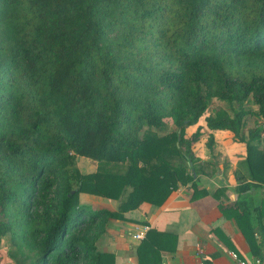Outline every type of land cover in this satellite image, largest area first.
<instances>
[{"label": "trees", "instance_id": "1", "mask_svg": "<svg viewBox=\"0 0 264 264\" xmlns=\"http://www.w3.org/2000/svg\"><path fill=\"white\" fill-rule=\"evenodd\" d=\"M214 99L232 111L214 108L207 127L246 142L240 192L263 186L264 0H0V249L10 234L32 264H116L98 248L111 219L180 185L209 193L194 176L203 127L186 134ZM248 115L262 123L246 136ZM79 157L97 170L82 173ZM83 192L119 207L81 203ZM242 202L220 208L245 230ZM250 236L264 261V228ZM176 244L149 230L139 264Z\"/></svg>", "mask_w": 264, "mask_h": 264}, {"label": "crops", "instance_id": "2", "mask_svg": "<svg viewBox=\"0 0 264 264\" xmlns=\"http://www.w3.org/2000/svg\"><path fill=\"white\" fill-rule=\"evenodd\" d=\"M204 127L214 135L215 143L211 148L195 144L193 150L199 158L197 185L209 193L192 197V183L180 185L162 206L144 202L137 209L126 212L125 220L111 219L98 248L114 253L116 264H139L138 247L151 229L177 236L176 249L163 251L161 264H196L199 260H207L210 264H239L240 261L254 264L259 259L252 252L247 235L251 237L253 227L264 228V185L240 192V184L246 182L239 179L246 175V146L233 141L234 133L228 129ZM102 200L112 210L119 207L116 200ZM237 201H244L254 226L246 221L244 230L235 218L224 215L220 204L229 206ZM138 232H144L142 239L135 238ZM254 238L261 243L259 232ZM173 243L167 245L171 247ZM261 251L263 254L264 248Z\"/></svg>", "mask_w": 264, "mask_h": 264}, {"label": "rangeland", "instance_id": "3", "mask_svg": "<svg viewBox=\"0 0 264 264\" xmlns=\"http://www.w3.org/2000/svg\"><path fill=\"white\" fill-rule=\"evenodd\" d=\"M234 106L237 108L238 104H235ZM246 106H247V108H252V109L257 108L251 102L248 103ZM217 107H223L229 111H232V110H230V105L227 102H224V101L219 100V99H214L211 102V105H210L209 109L207 110L206 114L202 117V120L200 121V123L196 124L194 126H191L187 129L186 137H190L197 130L199 125L203 127V130H202L203 133H202V136L200 138V142L198 144L196 143V145H202L203 147H205V146L208 147V140H209V136L211 133L209 132V130L206 127H204L206 125L205 118H206V116L212 114L214 111V108H217ZM230 113H233V112H230ZM261 121H262V119L259 117H256L254 115H248V117L245 119L243 133L247 136L248 131L251 128H253L254 126H256L257 124L262 123ZM175 129H176V127L173 124H170L168 130L165 131L164 133L172 132ZM161 134H163V133H161ZM233 141H236V142L241 143V144L246 146L245 141L236 140L235 137L233 138ZM214 143H215V139H214ZM194 147H195V145L193 146V148ZM193 152H194V150H193ZM173 163L176 165H186L185 161L181 157L174 158ZM77 166L81 170L82 173H92V172H95L97 170L98 163L96 161L90 160L88 158L79 157L77 160ZM101 198H105V197L99 196L96 194L84 193V192L81 193L79 196V200L81 203L88 204V205L95 207V208L106 207L105 203H103V200L101 201ZM116 201L119 202V200H116ZM119 204H120V202H119ZM29 253L31 255H33V252H31L27 248L25 249V253H22L20 248H18V246L14 244L12 236L10 234H8L4 239L2 248L0 249V264H32L31 259H28L26 257V255Z\"/></svg>", "mask_w": 264, "mask_h": 264}, {"label": "built area", "instance_id": "4", "mask_svg": "<svg viewBox=\"0 0 264 264\" xmlns=\"http://www.w3.org/2000/svg\"><path fill=\"white\" fill-rule=\"evenodd\" d=\"M136 239H142L144 237V232H138L135 235ZM232 256L237 259L238 255L236 253H232ZM196 264H206L204 260H199L198 262H196ZM239 264H246L245 262L240 261ZM254 264H264V262L260 259H257L256 262Z\"/></svg>", "mask_w": 264, "mask_h": 264}, {"label": "water", "instance_id": "5", "mask_svg": "<svg viewBox=\"0 0 264 264\" xmlns=\"http://www.w3.org/2000/svg\"><path fill=\"white\" fill-rule=\"evenodd\" d=\"M194 176L196 177V173L194 174Z\"/></svg>", "mask_w": 264, "mask_h": 264}]
</instances>
